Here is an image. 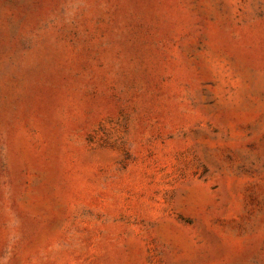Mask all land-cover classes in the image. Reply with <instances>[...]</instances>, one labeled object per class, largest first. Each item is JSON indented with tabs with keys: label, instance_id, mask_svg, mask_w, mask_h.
I'll list each match as a JSON object with an SVG mask.
<instances>
[{
	"label": "rangeland",
	"instance_id": "1",
	"mask_svg": "<svg viewBox=\"0 0 264 264\" xmlns=\"http://www.w3.org/2000/svg\"><path fill=\"white\" fill-rule=\"evenodd\" d=\"M0 264H264V0H0Z\"/></svg>",
	"mask_w": 264,
	"mask_h": 264
}]
</instances>
